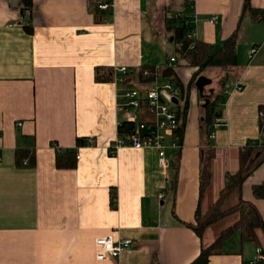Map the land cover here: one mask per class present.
<instances>
[{
    "label": "crops",
    "instance_id": "1",
    "mask_svg": "<svg viewBox=\"0 0 264 264\" xmlns=\"http://www.w3.org/2000/svg\"><path fill=\"white\" fill-rule=\"evenodd\" d=\"M93 4L32 0L22 10L18 0H0V264H192L238 214L202 238L187 224L199 207L206 213L219 200L247 144L263 142L264 0H113L110 13L94 12ZM184 22L211 45L237 34L236 75L222 89L220 68L193 79L197 68L174 66L183 88L177 85L179 109L188 99V111L181 148L167 151L169 168L160 166L154 148L111 152L124 94L147 84L141 77L148 68L177 59L170 29ZM252 47L258 52L249 59ZM122 67L131 72L125 82L115 74ZM217 94L226 125L209 129L215 156L201 200V109ZM139 118L152 116L142 110ZM88 138L94 146L79 144ZM17 149L34 150L33 168L15 164ZM58 150L76 151V166L58 169ZM263 183L264 164L245 180L242 197L264 219V199L253 193ZM236 202L231 197L228 205ZM106 236L133 245L118 259L99 261L95 240ZM256 248L235 233L209 264H254Z\"/></svg>",
    "mask_w": 264,
    "mask_h": 264
},
{
    "label": "trees",
    "instance_id": "2",
    "mask_svg": "<svg viewBox=\"0 0 264 264\" xmlns=\"http://www.w3.org/2000/svg\"><path fill=\"white\" fill-rule=\"evenodd\" d=\"M191 0H187L190 3ZM22 10H29L32 7V0H18ZM93 11L100 13L97 9V0H94ZM253 15H259V11L253 10ZM110 13V12H109ZM261 17H264L263 15ZM254 20L259 19L253 16ZM173 43L176 46L177 65L181 62L190 67L197 68L193 75V79L200 73L209 68H220L225 76L221 80V88L223 89L228 80L234 77L238 69V52H237V34H233L230 38L223 41L221 44L211 45L204 41L198 40L192 35L193 28L191 25H186V22L181 25L171 26ZM148 77H141L144 83H150L156 76L169 78L175 82L182 91L174 66L169 64L163 69L148 68ZM99 80H103L102 76H98ZM189 91V87L187 92ZM203 96H201L202 99ZM221 95L217 94L210 100L205 107L201 109V127L206 134L202 150V161L200 170V195L201 200L205 189L208 187L211 180L210 164L215 156L214 148H212L207 139L210 135L209 129L211 126L215 129V119L224 117V111L221 107ZM188 111V99L186 100L184 109L178 116L179 126L174 133V137L179 139L182 137ZM260 130L264 138V106L260 107ZM226 125L223 122L221 128ZM134 129L133 123H123L120 128V135H127ZM79 144L86 145V139L79 140ZM76 151L74 150H58L55 157V165L58 169H71L76 166ZM15 164L17 166H27L33 168L35 166V153L32 149H17L15 151ZM177 159H179L177 157ZM172 169L176 170L178 160L172 162ZM239 170L235 174H227L226 185L220 195L219 200L215 205L203 213L201 208L197 209L195 220L187 226L195 231L202 238L206 230L212 225L220 222L230 215L238 214L237 222L225 229L218 240L209 247H203L199 257L192 264H209V259L215 254L221 253V244L235 233H239L244 241L253 243L257 247L264 248V219L259 213L256 205L253 202L245 201L242 197V186L245 180L259 167L264 164V142H249L242 150L239 161ZM253 193L257 198L264 199V183L253 188ZM231 197H235L237 202L229 206L228 202ZM117 192L112 193L111 204L114 208L117 207Z\"/></svg>",
    "mask_w": 264,
    "mask_h": 264
},
{
    "label": "built area",
    "instance_id": "3",
    "mask_svg": "<svg viewBox=\"0 0 264 264\" xmlns=\"http://www.w3.org/2000/svg\"><path fill=\"white\" fill-rule=\"evenodd\" d=\"M97 9L103 13L111 12L113 10V0H97ZM218 20L217 16L213 18V22H218ZM187 24L190 25L189 23ZM257 52L258 49L252 47L249 52V59H253ZM176 62L177 59L172 57L169 59L168 64L169 66H175ZM115 74H120L118 79L121 82H125L130 78L131 72L128 68L122 67L116 69ZM148 75L149 72L144 73V77H148ZM145 86L135 87L124 94L125 103L120 107L124 121L119 122L117 138L111 144L109 150L118 152L122 148L135 150L154 148L159 153L160 166L169 168L170 159L167 156V151L181 148L179 140L174 137V133L179 126L178 116L181 111L179 104L176 105L173 99L179 100V89L172 79L162 78L159 75ZM180 102L181 100H179ZM142 110H146L152 118L150 120H141L139 112ZM224 121H226L225 118L217 117L215 119V129L221 128ZM126 122L133 123L134 129L127 135L122 136L120 135V128ZM214 135L212 134V137ZM94 145L95 140L93 138L86 139L85 146ZM95 245L97 247L96 258L99 261H103L109 258H120L133 245V241L126 238L115 239L112 236H106L97 238ZM259 263H264V250L262 247L256 248L254 264Z\"/></svg>",
    "mask_w": 264,
    "mask_h": 264
},
{
    "label": "rangeland",
    "instance_id": "4",
    "mask_svg": "<svg viewBox=\"0 0 264 264\" xmlns=\"http://www.w3.org/2000/svg\"><path fill=\"white\" fill-rule=\"evenodd\" d=\"M213 70H214V69H211V72H212ZM221 75L224 76L225 74H224V73H223V74L221 73ZM213 98H214V95H212L211 97H209V101L212 100ZM207 102H208V101L206 100L205 103L207 104ZM263 142H264V138H263ZM221 221H222V220H221ZM204 234H205V233H204Z\"/></svg>",
    "mask_w": 264,
    "mask_h": 264
},
{
    "label": "water",
    "instance_id": "5",
    "mask_svg": "<svg viewBox=\"0 0 264 264\" xmlns=\"http://www.w3.org/2000/svg\"><path fill=\"white\" fill-rule=\"evenodd\" d=\"M173 102L178 105L179 104V100H177L176 98L173 99Z\"/></svg>",
    "mask_w": 264,
    "mask_h": 264
}]
</instances>
